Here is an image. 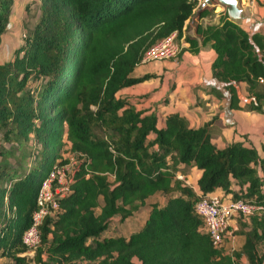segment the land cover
<instances>
[{
  "label": "trees",
  "instance_id": "16d2710c",
  "mask_svg": "<svg viewBox=\"0 0 264 264\" xmlns=\"http://www.w3.org/2000/svg\"><path fill=\"white\" fill-rule=\"evenodd\" d=\"M37 2V20L0 64V153L8 141H31L37 153L30 167L23 159L0 162V264H264V146L263 153L241 141L219 148L216 118L191 128L173 112L159 125L120 93L155 77L130 74L151 45L176 32L191 53L211 43L212 74L230 107L243 108L237 86L244 84L248 110L264 118V34L247 33L225 6L215 13L217 0ZM12 6L0 0V41ZM215 14L216 23L205 22ZM68 154L78 160L70 192L40 224L30 258L22 234L42 182ZM182 165L200 171L195 185L177 177ZM216 189L223 200L257 207L236 218L234 234L243 240L231 252L226 242L212 244L195 210ZM141 206V226L127 236L106 234L114 216L127 219Z\"/></svg>",
  "mask_w": 264,
  "mask_h": 264
},
{
  "label": "crops",
  "instance_id": "0c3cea01",
  "mask_svg": "<svg viewBox=\"0 0 264 264\" xmlns=\"http://www.w3.org/2000/svg\"><path fill=\"white\" fill-rule=\"evenodd\" d=\"M33 4L37 5V0H13L9 29L2 34L1 44L5 40L16 42V44L20 43L21 36L24 34L22 29L26 26L27 21L31 22L32 17L29 15L31 10H28V7ZM239 7L243 17L237 20L238 24L249 34L254 32L264 34V0H255L247 6L239 3ZM216 8L219 11L223 9L218 5ZM217 17L218 15L215 14L212 23L217 22ZM205 22L207 23L206 20ZM186 48L187 44L184 41V36H182L177 56L170 60L136 65L130 74L132 77H142L146 74H154L155 77L126 87L120 93L135 101L138 109L153 112L157 116L159 125H163L165 116L173 112L184 116L191 128H197L216 118L211 126L212 141L220 140L219 145L214 141L213 143L222 148L232 142L231 139L237 138L232 135L235 129L239 133L246 134V111L244 108L232 109L230 107L228 90L223 83L213 77L211 64L215 58V52L211 43L201 45L196 53H191ZM241 85L243 86L242 89L245 90L244 84ZM239 86H237V92L240 105L243 107L246 103V97L240 94ZM211 88H213L212 91ZM261 117L263 118L262 115ZM240 129L243 132H240ZM224 140H227L226 144H223ZM256 149L258 150L257 147ZM259 153H263L262 147ZM181 167L184 168L185 166L182 165ZM194 170L198 171L200 175L199 170L196 168ZM183 175L177 174V176L185 179L186 184L192 185L186 181V174ZM211 194L223 196L221 189H216ZM231 227L237 229V226H229V228ZM233 238L234 235L228 240ZM228 240H226V251L231 252L232 250L227 249ZM242 260L245 261L244 258Z\"/></svg>",
  "mask_w": 264,
  "mask_h": 264
},
{
  "label": "built area",
  "instance_id": "2783aa9c",
  "mask_svg": "<svg viewBox=\"0 0 264 264\" xmlns=\"http://www.w3.org/2000/svg\"><path fill=\"white\" fill-rule=\"evenodd\" d=\"M198 3L202 2L197 0ZM204 1V0H203ZM255 0H239L243 5H249ZM180 49V39L177 33L156 41L143 54L141 63L170 60L177 55ZM260 82H263L260 79ZM74 167L70 161L64 165L54 167L49 176L42 182L37 196V208L32 214V221L22 234V242L33 252L39 243V226L42 221L60 211L59 199L70 192L73 181ZM182 179L181 176H177ZM196 212L204 221L203 232L207 233L216 247L224 245L231 238L236 227L229 228V218H248L257 207L249 205L242 200L222 199L220 195L210 194L199 200L195 206Z\"/></svg>",
  "mask_w": 264,
  "mask_h": 264
},
{
  "label": "rangeland",
  "instance_id": "374dc122",
  "mask_svg": "<svg viewBox=\"0 0 264 264\" xmlns=\"http://www.w3.org/2000/svg\"><path fill=\"white\" fill-rule=\"evenodd\" d=\"M214 4H217L221 8L223 7V5L219 4L218 2H215ZM38 5L39 4L37 5L33 4L28 7V10H31L29 15L32 18H31V22L29 21L26 22V26H24V29H22V33H25L27 28L32 27L35 21L37 20L38 15H39ZM217 8L215 10V13L219 11V9ZM213 17L214 15L210 18H207L206 21L212 22ZM22 36H21V39H22ZM19 44H16V42H11V41H6V40L5 42L1 44V41H0V50H1L0 51V63L1 64L8 61L11 58L13 49L17 47ZM30 85H34V84L31 83ZM242 87H243L242 85L239 86V92L241 95L246 97V103H245V106H243L244 110L246 111L245 112L246 113V134L239 133L237 129H235L232 135L237 138L231 139L230 141L241 140V141H244L243 142L244 144H254L258 148V151L261 152V147L262 145H264V120L260 114L248 110L247 103L250 101L251 97H249L247 90L246 89L243 90ZM240 132H243L242 129H240ZM213 141L214 143L218 145L220 144V140L218 139H215ZM226 143H227V140H224L223 144H226ZM3 145H4V149L8 151L7 153L6 152L0 153V162L6 161L12 166H16V162L23 159L24 160L23 166L30 167L31 164L34 163V161L37 158V153L32 148L34 146V143L31 141H28L27 143L22 144L20 147L17 146L16 144L13 145L12 143H10V141L4 142ZM67 156L70 160V163L74 167H76L78 164V160L76 159V157L71 154H68ZM183 170H184L183 174H186V177H187L186 181H188L192 185H195V180L197 179L199 172L194 170V168H191V167L188 168L187 166H185ZM154 200L158 202H162L163 198L161 197V195H157L154 198ZM146 213H147V207L141 206L137 213H135L133 216L127 219L122 220L120 216L118 215L114 216L109 224V228L106 234L127 236L132 230L138 228L139 226L143 224L144 219L146 217ZM236 218L237 217L229 218V226L231 225L236 226ZM233 235H234V238L227 241L228 250H233V249L237 250L241 246L243 237L238 234H233ZM27 253L29 257L31 258L33 255V252L28 251ZM28 264H36V263H34L33 260L30 259Z\"/></svg>",
  "mask_w": 264,
  "mask_h": 264
},
{
  "label": "water",
  "instance_id": "95a60500",
  "mask_svg": "<svg viewBox=\"0 0 264 264\" xmlns=\"http://www.w3.org/2000/svg\"><path fill=\"white\" fill-rule=\"evenodd\" d=\"M212 0H204L203 6L210 4ZM217 2L226 7L228 18L237 21L243 17L242 10L239 7V0H217Z\"/></svg>",
  "mask_w": 264,
  "mask_h": 264
}]
</instances>
